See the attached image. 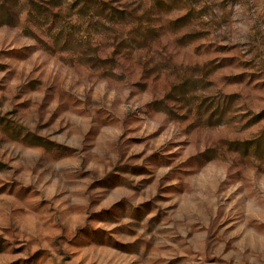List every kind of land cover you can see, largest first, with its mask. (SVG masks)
Segmentation results:
<instances>
[{
  "label": "rangeland",
  "instance_id": "1",
  "mask_svg": "<svg viewBox=\"0 0 264 264\" xmlns=\"http://www.w3.org/2000/svg\"><path fill=\"white\" fill-rule=\"evenodd\" d=\"M0 264H264V0H0Z\"/></svg>",
  "mask_w": 264,
  "mask_h": 264
}]
</instances>
